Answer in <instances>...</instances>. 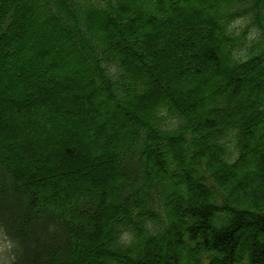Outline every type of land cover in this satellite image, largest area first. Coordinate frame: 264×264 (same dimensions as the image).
Instances as JSON below:
<instances>
[{
	"label": "trees",
	"instance_id": "obj_1",
	"mask_svg": "<svg viewBox=\"0 0 264 264\" xmlns=\"http://www.w3.org/2000/svg\"><path fill=\"white\" fill-rule=\"evenodd\" d=\"M0 237V264H264V0H0Z\"/></svg>",
	"mask_w": 264,
	"mask_h": 264
},
{
	"label": "rangeland",
	"instance_id": "obj_2",
	"mask_svg": "<svg viewBox=\"0 0 264 264\" xmlns=\"http://www.w3.org/2000/svg\"><path fill=\"white\" fill-rule=\"evenodd\" d=\"M194 9H195V7H193ZM41 37H39L37 34H35V32H33V31H31V32H29L28 31V33H26V35H24V37H20V39H19V41H18V45H20V46H22L21 48L23 49V50H25V52L27 51V48L29 49V48H33L34 47V45H35V43L36 42H38V40L40 39ZM42 39V38H41ZM17 44V43H16ZM59 47H62V44H60V43H56V44H51V46H50V50H49V52L50 53H48L49 55L48 56H46V60H50V59H52L53 57H55V55L57 56L58 55V53H60L59 52ZM166 48V46L163 48V50ZM58 52V53H57ZM17 56H18V60L20 61V64H21V66H24L25 65V63L26 62H29V60L30 61H32V60H37V57L34 55V53L32 52H29V54L28 55H21V56H19L18 54H17ZM50 56V57H49ZM43 64V67H45V64H44V62L42 63ZM62 64V67L63 68H65L64 70H62L61 72H59V73H56V72H54V73H46V71H45V68H44V70H43V72L41 71V72H39V74L37 75V77H34V78H32V82L33 83H39V82H41L42 81V79L43 78H40L41 77V74L43 75H47L48 77L50 76H54V77H60V76H62V77H66V76H68V74H70L71 73V71H72V69H68V67L66 66V64H65V62H63V63H61ZM20 67V66H19ZM176 67V64L174 65V68ZM162 69V68H161ZM15 70V72H16V74H17V76H18V78H20V74H18V70L15 68L14 69ZM174 71H176V69L174 70ZM72 75H70L68 78H70ZM67 78V77H66ZM214 86V85H213ZM212 86V87H213ZM47 88H49V89H46V91H44V92H42L43 94L44 93H50V94H53V93H55L54 91H52L54 88H52L50 85H48L47 86ZM162 88H164L165 89V86H163L162 85ZM184 87L182 86L181 87V89H183ZM25 91V90H24ZM24 91H22V93L24 92ZM23 95V94H22ZM29 96L30 97H36V95L35 94H33V91L31 90V89H29ZM82 96H84V95H82ZM82 104H83V101H81V105L80 104H78L77 103V107H80V106H82ZM52 128L51 129H55L56 128V126H58V127H60V128H62V129H64V126L61 124V122L59 121V119L55 116V115H53V117H52ZM71 120H73V121H75V119H71ZM71 128V130L73 129V127H70V126H68V127H65V129L67 130V129H70ZM50 129V130H51ZM41 131H43V129L41 128ZM66 132V131H65ZM66 135V133H64V131L61 133V136L62 137H60V139L63 141V139H65V136ZM86 142V141H85ZM80 143L83 145V146H85L84 144V142H82V140H80ZM81 155V154H80ZM83 157H85V154H82L81 155V158H83ZM94 162V165H96L97 166V161L96 160H94L93 161ZM26 166V165H25ZM96 166L94 167H92V169L91 170H86V172L84 171V172H82V175L83 176H87V174L89 173V171H90V173L92 172V171H95L96 170ZM103 167H105V166H103ZM28 167H26V169H27ZM90 176H92V175H90ZM93 177V176H92ZM80 180H81V178H75L74 179V181H75V183H79L80 182ZM5 249H7V243L6 242H4V240L0 237V256L1 255H4L5 254Z\"/></svg>",
	"mask_w": 264,
	"mask_h": 264
}]
</instances>
